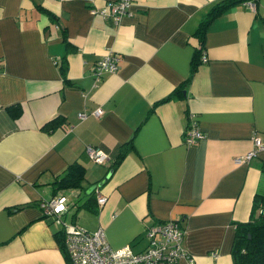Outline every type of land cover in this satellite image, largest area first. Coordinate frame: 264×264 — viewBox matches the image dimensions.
I'll list each match as a JSON object with an SVG mask.
<instances>
[{"label":"crops","instance_id":"1","mask_svg":"<svg viewBox=\"0 0 264 264\" xmlns=\"http://www.w3.org/2000/svg\"><path fill=\"white\" fill-rule=\"evenodd\" d=\"M107 1L0 0V264H68L60 226L38 205L59 194L62 220L101 227L111 247L142 249L145 228L171 218L192 264H232L234 223L264 194V149L233 160L251 136L264 138V0L215 16L181 96L159 102L187 76L193 29L216 0H129L117 23L90 11ZM106 51L117 66L94 81ZM96 108L98 116H77ZM188 113L203 133L190 144L182 141ZM72 161L83 167L80 186L54 190ZM91 199L93 209L80 205Z\"/></svg>","mask_w":264,"mask_h":264},{"label":"built area","instance_id":"2","mask_svg":"<svg viewBox=\"0 0 264 264\" xmlns=\"http://www.w3.org/2000/svg\"><path fill=\"white\" fill-rule=\"evenodd\" d=\"M250 8L253 7L252 0L244 1ZM129 0H108L105 6L91 8L90 11L101 15H109L114 23L119 17L128 11ZM201 60L205 57L203 53ZM116 54L106 51L93 64L91 71L94 81H98L103 71H113L117 66ZM99 109H93L89 113L78 111V117L87 114L98 116ZM203 133L197 126L193 113L187 114L185 127L182 129V141L186 144L195 142L201 138ZM252 147L244 154L235 156L234 162L248 159L257 150L264 149V138L257 135L251 136ZM86 154L97 162L103 160V154L99 149L89 144L84 146ZM97 188L94 189V192ZM95 203L104 200V195L96 192ZM43 215H49L52 221L60 226L62 243L68 264H175L177 259H186L187 264L192 260L182 246L183 230L175 219H164L148 225L144 230L146 244L142 249L132 250L128 244L111 247L105 240L101 227L93 230L86 229L75 222H65L61 214L66 207V198L59 194L54 197L41 199L38 202Z\"/></svg>","mask_w":264,"mask_h":264},{"label":"trees","instance_id":"3","mask_svg":"<svg viewBox=\"0 0 264 264\" xmlns=\"http://www.w3.org/2000/svg\"><path fill=\"white\" fill-rule=\"evenodd\" d=\"M244 1L246 0H216L200 15L192 32L197 39V45L193 49L190 56L188 74L180 82V85L173 87V89L167 95L160 98L158 102L181 96V84H185V82L189 80L196 66L200 63V61H202L200 56L204 51V33L208 24L215 16L220 14L226 8ZM252 1L254 3L256 0ZM37 8L43 10L40 6H37ZM43 12H45L48 16H52V14L46 10H43ZM60 67L62 68L61 65ZM6 108L12 117L17 116L20 109L19 106L14 103L7 105ZM125 149L126 146L121 144L117 150L115 158L118 159L121 157ZM82 169L83 167L78 162H69L65 169L52 180V188L57 190L79 187L82 178ZM89 193H91V191ZM80 205L88 209H93L94 207L92 199ZM250 212L251 213L246 220L235 221L234 223L229 249L232 264H264V194H253ZM58 239L60 248L63 250L62 252H64V257L67 261V256L62 243V233L58 236Z\"/></svg>","mask_w":264,"mask_h":264},{"label":"water","instance_id":"4","mask_svg":"<svg viewBox=\"0 0 264 264\" xmlns=\"http://www.w3.org/2000/svg\"><path fill=\"white\" fill-rule=\"evenodd\" d=\"M108 172H109V171H108ZM108 172L105 174V176H104L102 179L96 181L95 183L90 184V185L84 190V192H85V193H89L90 191H91V192L94 191V189L97 188V186H99V185L105 180V178H106L107 175H108Z\"/></svg>","mask_w":264,"mask_h":264},{"label":"rangeland","instance_id":"5","mask_svg":"<svg viewBox=\"0 0 264 264\" xmlns=\"http://www.w3.org/2000/svg\"><path fill=\"white\" fill-rule=\"evenodd\" d=\"M67 191H68V190H65V192H67ZM65 194L67 195V199H69L70 196H69L67 193H65ZM68 196H69V197H68ZM70 210H71V209H69V211H67V215L69 214Z\"/></svg>","mask_w":264,"mask_h":264}]
</instances>
